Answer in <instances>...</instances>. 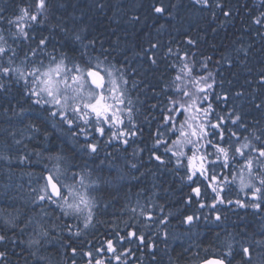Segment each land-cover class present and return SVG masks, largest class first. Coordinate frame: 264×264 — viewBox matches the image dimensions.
Listing matches in <instances>:
<instances>
[{
    "label": "trees",
    "instance_id": "16d2710c",
    "mask_svg": "<svg viewBox=\"0 0 264 264\" xmlns=\"http://www.w3.org/2000/svg\"><path fill=\"white\" fill-rule=\"evenodd\" d=\"M50 2L48 25L35 30L37 38L41 32L50 36L47 49L38 54L39 59L46 64L48 53L59 57L63 52L85 61L91 58L93 63L99 59L120 69L128 81L126 96L131 98L134 106L131 124L142 131L129 136L127 148L119 154L115 145L118 140L108 143L109 132L101 137L90 129L89 139L98 142V151L91 155L83 150L74 151L73 142L60 140L56 131H52L59 127L68 131L67 125L33 105L30 97L24 94L22 81L5 78V89L0 90V155L12 159L11 162L0 160V228L2 218L8 213L15 214L16 209H22L27 215L40 213V207L31 204L32 189L43 183L40 173L45 171L44 165L47 164L49 169L53 167L49 154L64 148L67 162L74 166L72 170L87 168L90 181L95 182L92 192L96 200L95 218L94 226L84 229L82 220L63 217L55 205L45 206L49 215L44 219L53 226V237H57L51 243H45L40 251V255L49 258L50 264H73V260L75 264H87L89 257L84 253L90 250L96 258L104 259L105 264H118L114 258L109 259L111 253L96 254L95 249L101 247L106 238H111L114 230H121L123 234L125 225L133 222L146 236L152 237L155 248L150 250L127 243L117 245V254L127 247L133 249L135 255L127 258L128 264H199L212 256H223L227 242L233 243V256L227 259L231 264H242L240 244L264 239V211L241 208L235 203L218 204L215 210L211 209L208 205L215 195L209 187L211 181L203 177L194 178L197 184L188 181L187 161L177 167L176 158L164 152L165 145L154 148V143L156 130L162 124L161 110L169 106L168 97L173 95L171 81L177 70L171 65H178L179 58L185 56L193 67L194 76H207L211 72L215 79L211 91L227 95V101L214 102L217 112L226 115L235 110L249 127H264V84L260 83L264 76V27L252 23L264 11V2L220 0L224 11H231L229 17L219 9L202 8L193 0ZM21 3L22 0H0V9H4L0 15L13 17L16 6ZM160 4L167 10L164 15L153 11V7ZM0 27L7 35L9 25L0 23ZM76 34L80 35V41L74 39ZM189 39L195 43L188 44ZM9 43L16 49V63L24 59L25 53L31 57L29 47H35L34 43L24 40L17 43L9 39ZM152 44L157 47L152 48ZM169 48L175 54H169ZM81 53L85 55L81 57ZM153 53L157 60L155 65L149 59ZM3 60L6 62L7 58ZM256 104L262 107L257 109ZM184 118L179 115L176 120L179 122ZM131 124L126 116L124 126L130 128ZM228 126L238 135L247 134L230 121ZM43 132L45 137H40ZM76 139L79 144L85 143L82 136L73 140ZM164 139L171 145L175 136L165 132ZM17 140L19 144L15 142ZM186 147L185 152L191 154L192 146ZM205 150L214 152L211 147ZM153 151L162 155L165 163L156 161L152 157ZM22 156L27 157L24 163L18 159ZM214 158L209 156V160ZM208 167L209 175L214 171L218 182L227 177L229 182L224 184L222 192L226 199L250 203L245 194L250 190L241 192L238 180L231 182L236 168L231 165L223 168L219 162ZM194 186L201 188L202 196L199 199L193 197L189 203ZM200 203L205 207L201 208ZM131 208L137 210L135 217ZM141 209L152 215L153 220L148 222L150 227L143 226L145 217L139 215ZM217 214L221 216L219 221L215 220ZM188 215L194 216L190 224L185 222ZM162 219L166 222L160 224ZM65 224L73 225V232L79 226L81 235H70ZM30 233L31 229H28L24 234L18 233V237L27 241ZM69 243L70 247L67 246ZM73 247L77 249L75 255L71 251ZM21 248H25L23 258L12 254L13 251L19 253ZM9 250V264H25V260L27 264H45L30 256L26 245L14 250L9 246ZM253 261L264 264V258L255 254Z\"/></svg>",
    "mask_w": 264,
    "mask_h": 264
},
{
    "label": "snow or ice",
    "instance_id": "6c2138e0",
    "mask_svg": "<svg viewBox=\"0 0 264 264\" xmlns=\"http://www.w3.org/2000/svg\"><path fill=\"white\" fill-rule=\"evenodd\" d=\"M193 3L205 9H219L224 16H231V11H224V5L220 0H193ZM3 11L4 9H0V13ZM153 11L164 15L167 10L160 4L154 6ZM50 12V0H22V3L16 6L13 17L0 15V23L9 25L7 35H5L6 30L0 27V90L5 89L3 82L5 78L14 79L16 82L22 81L24 94L30 97L33 105L39 106L49 117L58 118L67 125L71 137H84L85 143L81 144L80 148L85 154L91 155L98 151V142L89 139L90 129L101 137L106 135V131L109 132L108 143L119 140L127 145L128 137L136 136L142 130L131 124L133 108L131 99L126 96L125 86L128 81L124 73L114 65H104L99 59L93 64L91 58L85 61L75 56L69 57L63 52L59 57L48 53V63L45 64L43 59H39L38 54L47 49L50 36L41 32L37 38L35 30L37 27L43 28L48 25ZM212 15L215 18V10L212 11ZM252 23L264 27V11L260 12ZM61 30L66 31L63 28ZM9 39L17 43L20 40L34 43L35 47H29L31 57L25 53L24 59L16 63V49L9 43ZM74 39L80 41L81 37L76 34ZM187 43L191 45L195 41L189 39ZM151 47L156 48L157 45L152 44ZM168 53L175 54L172 48L168 49ZM84 55L81 53V57ZM4 57L7 58L6 62L3 60ZM154 57L155 53L149 59L155 65L157 60ZM179 59L178 65H171L177 70L171 81L173 95L168 97L169 106L161 110L162 124L156 130L154 148L165 145L164 152L171 153L176 158L177 167L186 160V179L193 184H197L194 178L198 177L211 181L209 187L215 194L213 202L208 205L211 209L215 210L218 204L235 203L241 208L251 207L257 211H264V127L255 125L249 127L235 110L226 115L217 112L214 102L227 101L228 97L211 91L215 83L213 74L209 72L207 76H194L193 67L186 56ZM203 67L206 68L207 65L204 64ZM209 80L212 82L209 83ZM260 83L264 84V76L261 77ZM236 95L240 96L242 93ZM126 99L127 103H125ZM255 107L260 109L262 105L256 104ZM125 113L131 124L130 128L124 126ZM179 115H184L185 118L177 122L176 117ZM229 121L231 125L243 129L247 134L238 135L236 130L228 126ZM161 128L164 131H161ZM165 132L175 136L171 145H168V141L164 139ZM15 142L20 143L19 140ZM76 143H79L78 139ZM187 145L192 146L191 154L183 150ZM208 147L214 149V152L206 151ZM209 156L215 158L209 160ZM152 157L161 164L165 163L162 155L157 154L156 151L152 152ZM11 159L9 156L0 155V160L11 162ZM18 159L20 163H24L27 157L22 156ZM48 159L54 162L53 167L49 169L47 164L44 165L45 171L40 173L43 183L38 188L32 189L34 195L31 204L39 206L40 213L27 215L22 209H16L15 214L8 213L2 218L5 227L0 228V264H9V246L14 250L20 245H26L28 254L36 260L50 264L48 257L40 255L45 243L57 239L52 235L53 226L44 219L49 215L45 211L46 205H55L65 218L82 220L84 229L94 226L96 200L92 192L95 182L90 181L87 168L72 170L74 166L67 162L64 148L50 153ZM217 162L223 168H229L230 165L236 168L231 182L238 180L241 192L250 189V193H245L249 196L250 203L240 199L233 202L222 195L224 184L229 182L227 177L218 182L214 171L209 175L208 165H215ZM132 166L136 167V165ZM201 196V188L194 186L188 202L190 203L193 197L199 199ZM200 207H205L204 203H200ZM130 211L135 217L136 208H131ZM139 215L145 217L143 226L150 227L148 222L153 220L152 215L143 209ZM193 220L192 215L185 217L186 223L190 224ZM215 220H221V216L215 215ZM165 222L163 219L159 220L160 224ZM125 227L126 231H123V234L121 230H114L111 238H106L101 247L95 249V253H111L110 260L114 258L118 264H128L127 258L135 255L133 249L127 247L117 254V245L122 246L127 243L150 250L155 248L152 237L140 231L135 222L126 224ZM64 228L70 235L77 237L81 235L79 226H76L75 232L72 231L71 224H65ZM28 229H31L29 239L27 241L19 239L18 233L24 234ZM67 246L70 247V243ZM226 247L227 251L223 256L205 260L204 264H231V260L227 258L233 256V243L227 242ZM24 251L25 248H21L19 253L13 251L12 254L23 258ZM71 251L75 255L77 249L73 247ZM240 254L243 257L242 264H254V254L264 258V239L241 243ZM84 255L89 257L87 264H105V260L96 258L91 250ZM25 264H27L26 260ZM73 264H75L74 260Z\"/></svg>",
    "mask_w": 264,
    "mask_h": 264
},
{
    "label": "bare ground",
    "instance_id": "6f19581e",
    "mask_svg": "<svg viewBox=\"0 0 264 264\" xmlns=\"http://www.w3.org/2000/svg\"><path fill=\"white\" fill-rule=\"evenodd\" d=\"M126 87V86H125ZM128 99H131L130 97H127ZM125 103H127V99H126V101H125ZM131 107L133 108L134 106H132L131 105ZM126 116H127V113H125V115H124V120H125V118H126ZM52 131H56V134H57V137L60 139V140H63V141H67L68 143L69 142H73V145L72 146H75V150H74V148H72V147H70V148H72L74 151H77V152H81V148H80V145H81V143L79 144V143H76V140H73L74 138L73 137H71V135H70V132L69 131H67V130H62V128L61 127H59L58 128V130H53L52 129ZM51 134H52V132L51 131H49ZM45 135H46V133H41L39 136L40 137H45ZM119 141V140H118ZM117 141V142H118ZM116 142V143H117ZM48 143L49 142H45V144L46 145H48ZM115 143V145L116 146H118V148L116 149V150H118L119 152V154H121L122 153V151H123V149H126L127 148V146H128V144L127 145H124V144H122L120 141L116 144ZM115 145H114V147H115ZM123 157V156H122ZM119 164V163H118ZM116 166H118V165H116ZM119 167V166H118ZM213 257V256H212ZM215 258H219V257H215Z\"/></svg>",
    "mask_w": 264,
    "mask_h": 264
},
{
    "label": "rangeland",
    "instance_id": "374dc122",
    "mask_svg": "<svg viewBox=\"0 0 264 264\" xmlns=\"http://www.w3.org/2000/svg\"><path fill=\"white\" fill-rule=\"evenodd\" d=\"M96 62H94L93 64H95ZM47 64V63H46ZM104 65H107L105 62H104ZM69 131V130H68ZM81 137V136H80ZM79 137V138H80ZM83 137V136H82ZM187 147L185 146L184 148H183V150L185 151V149H186ZM239 182V181H238ZM245 190H250V189H245Z\"/></svg>",
    "mask_w": 264,
    "mask_h": 264
},
{
    "label": "water",
    "instance_id": "95a60500",
    "mask_svg": "<svg viewBox=\"0 0 264 264\" xmlns=\"http://www.w3.org/2000/svg\"><path fill=\"white\" fill-rule=\"evenodd\" d=\"M210 259H216V258L215 257H212ZM210 259H207V260H210ZM201 264H204V261H202Z\"/></svg>",
    "mask_w": 264,
    "mask_h": 264
},
{
    "label": "flooded vegetation",
    "instance_id": "af4514ba",
    "mask_svg": "<svg viewBox=\"0 0 264 264\" xmlns=\"http://www.w3.org/2000/svg\"><path fill=\"white\" fill-rule=\"evenodd\" d=\"M1 228H4V225L3 224L1 225Z\"/></svg>",
    "mask_w": 264,
    "mask_h": 264
}]
</instances>
